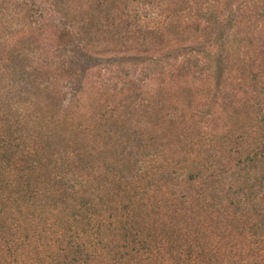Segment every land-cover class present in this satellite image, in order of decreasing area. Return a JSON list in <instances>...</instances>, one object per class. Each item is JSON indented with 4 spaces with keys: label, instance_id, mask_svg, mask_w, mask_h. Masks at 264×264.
<instances>
[{
    "label": "trees",
    "instance_id": "1",
    "mask_svg": "<svg viewBox=\"0 0 264 264\" xmlns=\"http://www.w3.org/2000/svg\"><path fill=\"white\" fill-rule=\"evenodd\" d=\"M0 264H264V0H0Z\"/></svg>",
    "mask_w": 264,
    "mask_h": 264
}]
</instances>
